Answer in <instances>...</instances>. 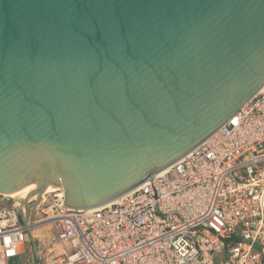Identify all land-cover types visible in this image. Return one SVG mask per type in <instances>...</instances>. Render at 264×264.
I'll return each instance as SVG.
<instances>
[{"label": "water", "instance_id": "95a60500", "mask_svg": "<svg viewBox=\"0 0 264 264\" xmlns=\"http://www.w3.org/2000/svg\"><path fill=\"white\" fill-rule=\"evenodd\" d=\"M263 86L264 0H0V206L107 205Z\"/></svg>", "mask_w": 264, "mask_h": 264}, {"label": "built area", "instance_id": "2783aa9c", "mask_svg": "<svg viewBox=\"0 0 264 264\" xmlns=\"http://www.w3.org/2000/svg\"><path fill=\"white\" fill-rule=\"evenodd\" d=\"M37 199L0 206V264H264V86L121 200L73 208L63 188Z\"/></svg>", "mask_w": 264, "mask_h": 264}, {"label": "rangeland", "instance_id": "374dc122", "mask_svg": "<svg viewBox=\"0 0 264 264\" xmlns=\"http://www.w3.org/2000/svg\"><path fill=\"white\" fill-rule=\"evenodd\" d=\"M37 244H38V246H40V248H38L37 249V251H36V255H37V257H38V259H40V257H41V255H42V253H43V251H44V245H45V242H43V241H37ZM29 253H31L30 251H29Z\"/></svg>", "mask_w": 264, "mask_h": 264}, {"label": "bare ground", "instance_id": "6f19581e", "mask_svg": "<svg viewBox=\"0 0 264 264\" xmlns=\"http://www.w3.org/2000/svg\"><path fill=\"white\" fill-rule=\"evenodd\" d=\"M240 109H241V108H240ZM46 190H48V189H46ZM46 190H45V191H46ZM45 191H44V192H45ZM44 192H43L42 194H40V195H41V197H42V196H44ZM0 195H3V194H2V193H0ZM35 195H37L38 197L40 196V195H39V192L35 193V194H34L32 197H35ZM32 197H31V198H32ZM122 198H123V196H122V197H120V198H119V199H117V200H121ZM117 200H115V201H117Z\"/></svg>", "mask_w": 264, "mask_h": 264}, {"label": "crops", "instance_id": "0c3cea01", "mask_svg": "<svg viewBox=\"0 0 264 264\" xmlns=\"http://www.w3.org/2000/svg\"><path fill=\"white\" fill-rule=\"evenodd\" d=\"M12 264H19L17 259H13Z\"/></svg>", "mask_w": 264, "mask_h": 264}]
</instances>
